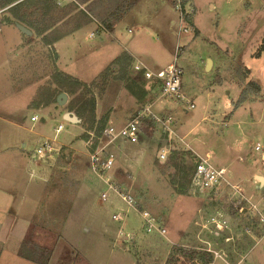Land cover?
Wrapping results in <instances>:
<instances>
[{
	"label": "rangeland",
	"instance_id": "rangeland-1",
	"mask_svg": "<svg viewBox=\"0 0 264 264\" xmlns=\"http://www.w3.org/2000/svg\"><path fill=\"white\" fill-rule=\"evenodd\" d=\"M158 3L167 8L166 19L154 8ZM188 3L195 8L191 18L198 35L190 22L180 21L172 0H139L130 11V17L139 19V25L128 37L130 42L132 36H145L147 54L160 67L177 58L184 70V99L164 96L156 81L153 91L145 93L143 85L132 82L136 77L132 69L116 68L119 60H113L111 54L120 52L122 56L125 50L107 31L90 36L100 24L82 26L70 36L49 43L39 32L21 33L16 48L22 51V66L16 79L18 83L21 79L26 89L14 99L21 101L22 110L17 109L15 116H20L24 127L13 133L22 140L16 151L0 150V264H36L19 254L20 245L31 231L38 243L54 247L49 264H189L187 255L175 259V243H182L175 223L185 220L189 223L186 228L192 230L190 220L195 216L196 204L187 193L178 192L172 169L162 173L161 163L169 156L164 160L159 157L165 137L171 149H186L197 155L209 153L214 165L228 169L230 183L252 192L250 199L264 215V50H260L264 44V0ZM7 15V8L1 9L0 16L6 19ZM81 16L84 18V13L80 12ZM131 23L129 20L123 25ZM184 27L188 30H182ZM8 45L15 46L14 42ZM209 59L216 65L213 70H209ZM245 66L251 71L243 82L235 70ZM60 74L72 77L75 83H68ZM6 76V68L0 66V100ZM250 80L262 82V93L236 106L242 88ZM90 85L95 86L96 96L94 129L88 120L74 124L64 117L72 90L84 99ZM63 92L68 94V101L61 105L57 97ZM5 100L10 103V99ZM191 100L194 107L189 108ZM149 104L155 115L173 117L175 134L158 123H143L141 129L145 132L139 142L114 141L107 147L114 155L113 166L103 174L94 171L90 152L108 142L97 130L100 121L108 117L116 122L134 108ZM33 115L37 116L34 121ZM59 124L63 129L57 132ZM47 141L54 150L40 157L37 150ZM155 161L158 165L154 171ZM126 168L133 176L130 180L134 182L129 185L132 189L116 175L117 169ZM42 178L50 179L46 191L28 190L29 182ZM221 186L234 194L231 185L224 182ZM112 187L129 190L138 205L141 203L158 219L165 216L167 235L148 234L138 206H130ZM101 192L108 193L105 200ZM35 197L40 200L37 211L32 208ZM176 211L181 212V218L175 216ZM248 212L254 215L251 210L243 213L250 216ZM256 224L261 230L251 233L250 241L237 252L240 264H264V222L258 220ZM247 226L242 222L240 228L246 231ZM189 248L193 249H185Z\"/></svg>",
	"mask_w": 264,
	"mask_h": 264
},
{
	"label": "crops",
	"instance_id": "crops-1",
	"mask_svg": "<svg viewBox=\"0 0 264 264\" xmlns=\"http://www.w3.org/2000/svg\"><path fill=\"white\" fill-rule=\"evenodd\" d=\"M72 1H75V0H62L60 1V3L65 4V5H61L63 7H70V5L72 4ZM138 1L135 3V5L138 3ZM213 6L214 5H212V7ZM133 7L131 9H133ZM154 8L158 10L159 12H163L164 19L167 18L168 16L167 8L164 7V5H160L159 3L154 4ZM131 9L124 15V17L118 23H116V25L114 26V30L113 31L110 30L107 33L111 39L117 41L120 45H122V47L125 50L124 51L125 53L122 56L120 52H118L117 54L115 52H112L111 54L112 59L114 60L117 58V60L120 61V62L118 61V63L116 64V68L122 71L124 70L122 67L126 66L127 69L128 68L132 69V74L134 75L135 74L134 65L137 61L143 62L153 71H157L159 69L167 67V66L160 67L147 54L148 51L145 49L144 45L148 44V42L145 36L143 35L135 36V37L132 36V38L129 39L130 42H128V37H130V33H133L134 27L139 25V19L130 17ZM78 15H80L79 11L77 12V14H75V16L67 17L58 26L56 31L50 33L49 38L51 39V41L60 39L64 35L70 36L71 34L74 33L76 29L82 26H90L91 24H96L97 26L101 24L91 14H89L90 15L89 16L84 13V18L82 17L83 15L81 17H78ZM11 17H12L11 15H7L6 17V19L8 20L7 21L5 17L3 18L2 16H0V66L5 67L8 73V76L4 78L7 81V85H5L6 89L4 88L2 89L4 94L2 97L3 99L0 100V150L4 152L16 151L15 149L18 147L19 143H22V140L20 138H17V135L16 136L13 135L14 132L15 134L18 133L17 132L18 129H23L24 127L22 124L23 123L22 119H20V116L17 119L15 116V114H17V111H16L17 109L20 111L22 110L21 101H18L14 98L20 95L22 91L26 89L23 86V83L21 85V79L19 81L20 83H18L16 79V73L21 72L20 68L22 66V58H21L22 51L20 52V49L19 48L17 49L16 47H17V44L20 45L21 43V40H22L21 33L23 34V32L19 28H16L17 27L16 22H19V21L13 20V18L11 19ZM77 17L80 18V20H78ZM129 20L132 21L131 25L130 24H127L126 26L123 25V23H127ZM188 22L191 23V28H193L195 33L198 35L199 30L194 25L192 18ZM13 25H15L16 27L12 29L9 28V30L6 29L9 26L12 27ZM70 26L72 27L70 28ZM129 29H132V31L129 32ZM102 33H105V32L102 31ZM125 41H127L131 45L132 49L130 48L129 44L125 43ZM9 42H14L15 46L13 47L9 46L8 45ZM215 66H216L215 63L213 62L209 70H213ZM140 74L143 75L142 73H138V74H135L134 76H137ZM153 81H156L158 84L157 79L147 78V82L143 86L145 93L153 91L154 87H156ZM5 99H10L8 101L10 103L8 104ZM189 103H193L192 100L189 101ZM2 107H5V108L7 107V110L5 111L4 108L2 109ZM117 109L118 107H116L114 111L116 112ZM139 109L140 108H136V109L134 108L133 111H131V113L132 112L133 113L126 115L127 117H125L124 119L119 118L117 121L115 120L116 122H114L112 118L108 120V122L112 121L116 126L121 127L127 124L128 121L131 119L130 117L133 116V114H135ZM12 116L14 118H11ZM34 116L35 115H33L31 119ZM143 132L145 131L141 129L139 141L142 138ZM119 139H122V138H119ZM114 141L110 142L108 144V147H110ZM164 143L169 145V148L167 149V156H168L169 152L171 151L172 145H171L170 140H168V138L166 137L164 138L162 144ZM161 146L163 148V145ZM156 166H157V162L155 161L154 164L152 165V168L154 167L153 168L154 171H155ZM117 170H120V169H117ZM123 171H125L127 175V179L125 181L123 180H120V181L126 183L128 187L132 189L131 188L132 186H129V185L131 182L132 183L134 182L130 180L133 178V176L131 175V173L128 171L127 168L126 170H123ZM257 177L261 179L259 175H257ZM49 182H50V179L48 178H42L41 180L33 181V183L29 182L28 190L31 191L34 188L35 189L40 188L41 191H46L45 189ZM190 187H191V184L188 187L187 191H185V193H187L190 199L194 201L196 204V207L194 210L195 216H193L192 217L193 219L190 220L191 221L190 224H192V230H188L186 228L187 225H189L187 221L185 220L177 221L176 220L177 222L175 223L176 224L175 226L177 227L178 235H180V237L182 238V243L180 244L175 243V245L177 246L175 247L177 249L174 254L175 256H177L175 257V259H177L179 255L181 256L187 255L190 257L189 264H219L218 259L222 260L221 264H240L241 260L236 258L237 252L239 253V250L241 249L242 245L250 241L251 233L253 232L257 233L258 231L261 230L259 227H257L258 223L256 224V221L258 220L259 222H262L260 214L258 212H254V215H252L250 212H248V214H250L249 216V215H246V213H243V214H239V212L237 213V210L233 206L234 198L232 195V191L229 192V190L224 186H219L209 191L196 192L193 194L190 193ZM243 191L246 194L248 193L247 194L248 196L252 193L247 190V187H245ZM178 197L179 196H176L175 198L176 201L177 199H179ZM39 202L40 200L38 199V197H35L34 199H32V208L35 207L34 210L36 211L38 210ZM231 207H233L235 211L231 209ZM212 211H215L216 215L221 213L227 217V219L229 220V224L225 230L216 231L213 226L208 224L209 218L215 215L214 212ZM207 214H209V216H207ZM256 214L260 216L259 219L256 218ZM175 216L177 218H179L180 216L181 218L182 217L181 212L176 211ZM252 218L254 219L253 221H252ZM161 219H162L163 224L165 225L166 224L165 221L167 218L162 215ZM250 221L253 224V227H249V226H252V224L251 225L247 224L248 222L250 223ZM242 222H245L246 226L248 225L246 227V231L240 228V225ZM31 227L32 225L30 226V229ZM188 246L193 247V249H190V248L188 250L185 249ZM209 249H211L212 251ZM188 251H189V255L187 254ZM215 252H218L220 256L219 257L216 256Z\"/></svg>",
	"mask_w": 264,
	"mask_h": 264
},
{
	"label": "trees",
	"instance_id": "trees-1",
	"mask_svg": "<svg viewBox=\"0 0 264 264\" xmlns=\"http://www.w3.org/2000/svg\"><path fill=\"white\" fill-rule=\"evenodd\" d=\"M138 0H75L72 1L70 7H63L60 5L59 0H0V9L7 8V11L14 20L21 22L28 26L31 30L41 33L46 41L52 42L50 33L56 31L58 26L67 18L73 17L77 12L91 14L95 17L104 27L107 32L114 30V26L118 23L124 15L135 5ZM90 16V15H89ZM192 16H187V22L190 21ZM261 51L264 50V44ZM258 56L261 52H257ZM243 69V71H242ZM251 69L245 66L244 68L238 67L235 73L243 82L247 79ZM64 80H69L68 83H75L74 79L70 76L60 74ZM132 82L145 85L147 78L143 75H137ZM75 85V84H74ZM87 87V95L84 99L76 97L75 90H72V101L69 106V111L75 113L82 119V122H90V128L94 129L96 122V96L95 86L90 85ZM263 91V85L258 80H250L242 88L239 100L235 103L238 106L241 102L252 99L253 96H258ZM132 118V116L130 117ZM108 117L100 121L97 128L98 132H102V128L107 124ZM154 125L157 124L151 117H145L141 121V125ZM197 156L195 153L186 149H171L168 159L161 163L162 173L172 169L174 171L173 184L179 190V193L187 191L191 184V178ZM158 165V162H157ZM159 167V166H158ZM116 175L119 180L125 181L127 175L123 170H117ZM172 184V183H171ZM142 209V204H139ZM231 209L234 210L233 207ZM235 211V210H234ZM233 211V212H234ZM161 219V218H160ZM162 221V219H161ZM20 245V256L37 264H49L54 253V247L40 244L34 239V232L31 231ZM138 262V261H137Z\"/></svg>",
	"mask_w": 264,
	"mask_h": 264
},
{
	"label": "built area",
	"instance_id": "built-area-1",
	"mask_svg": "<svg viewBox=\"0 0 264 264\" xmlns=\"http://www.w3.org/2000/svg\"><path fill=\"white\" fill-rule=\"evenodd\" d=\"M173 6L176 11L179 13L180 21L183 23H187V16H192L195 12V8L193 5L189 4V0H172ZM182 30L187 31L188 27H184ZM107 31L104 25L100 24L95 31L90 33L91 37H94L96 34H100ZM132 29H129L131 32ZM181 50V47H177V52ZM135 74L142 73L146 78L149 79H157L158 84L161 87L162 94L164 96L175 97L177 99H184L185 96L182 93V76H183V68L177 63V58L175 57L174 61L169 64L167 67L159 69L157 71L151 70L146 64L141 61H137L134 65ZM189 108L194 107L193 103L188 105ZM151 117L154 121H156L160 126L167 131L168 133L175 134V130L173 129V117L172 116H162L159 117L152 112L151 104L145 106L144 108L139 109L135 114H133L132 118L128 121L127 124L118 127L112 121L108 122L103 128L101 134L108 139V143L101 146L97 151L90 152V163L94 171L99 174L106 173V171L111 168L114 164V155L109 152L108 144L116 139L122 138L126 141L137 143L140 139L141 132V121L145 117ZM33 120L37 119L35 115ZM63 129V124H59L56 128L57 132H60ZM257 150H260V145L256 146ZM54 150L52 144L50 142H46L43 146H41L37 150V154L40 157H46L50 152ZM197 162L195 165V169L191 178V187L190 193L196 192H204L209 191L211 189H215L221 186L224 182L228 185H231L234 190L233 201L234 208L243 213L245 211L258 212L261 216V221L264 222V216L258 209L257 203L253 202L250 197L243 191L242 187L239 184L230 183L227 179L228 169L226 167H219L213 164L212 157L209 153L206 155H197ZM159 157L161 160L167 158V150L165 147L162 148ZM116 190L121 197L133 207L139 208L138 200L136 197L126 189L122 187H112ZM100 197L105 200L108 197L107 192H101ZM140 213L145 220V228L147 233L151 236H166L167 228L163 225L161 219H158L155 215L149 212L147 209H140ZM117 218L116 215L113 216ZM208 224L213 226L216 231H223L227 228L229 224V220L224 214H217L208 220ZM211 250V249H209ZM212 251V250H211ZM216 256H220L218 252H215Z\"/></svg>",
	"mask_w": 264,
	"mask_h": 264
},
{
	"label": "water",
	"instance_id": "water-1",
	"mask_svg": "<svg viewBox=\"0 0 264 264\" xmlns=\"http://www.w3.org/2000/svg\"><path fill=\"white\" fill-rule=\"evenodd\" d=\"M16 25L17 27L25 34H32V30L27 27L26 25L20 23V22H16ZM209 64H213V61L211 59H209ZM57 100L59 102V104L63 105L65 104L67 101H68V94L63 92V93H60L57 97ZM64 117L66 120H68L69 122L71 123H74V124H79L82 122V119L75 113V112H72V111H68L64 114ZM167 142V141H165ZM163 147H167L169 148V145L168 144H162Z\"/></svg>",
	"mask_w": 264,
	"mask_h": 264
}]
</instances>
